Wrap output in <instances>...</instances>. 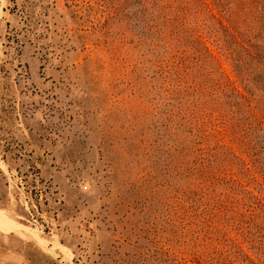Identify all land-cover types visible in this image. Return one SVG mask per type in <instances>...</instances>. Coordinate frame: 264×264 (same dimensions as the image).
<instances>
[{"label": "rangeland", "instance_id": "rangeland-1", "mask_svg": "<svg viewBox=\"0 0 264 264\" xmlns=\"http://www.w3.org/2000/svg\"><path fill=\"white\" fill-rule=\"evenodd\" d=\"M223 2L249 44L253 0ZM131 4L0 0V264H264V151L198 156L161 92L164 45L111 49ZM251 138L264 149V127Z\"/></svg>", "mask_w": 264, "mask_h": 264}, {"label": "trees", "instance_id": "trees-1", "mask_svg": "<svg viewBox=\"0 0 264 264\" xmlns=\"http://www.w3.org/2000/svg\"><path fill=\"white\" fill-rule=\"evenodd\" d=\"M132 1L134 22L131 14L125 15L129 22L123 24L111 49L125 43L154 56L152 51L164 45V57L157 61L161 92L169 97L176 110L173 115L186 125L188 136L203 143V154L198 149V156L230 165L225 151L230 153L227 144L234 143L249 147L251 157L258 161L264 149L251 137L257 127H264V106L259 112L251 106L253 94L248 85L257 79L264 82V0H253L260 19L249 44L230 26L228 4L223 0ZM245 62L254 67L253 72L243 68ZM254 72L260 75L257 79L250 78ZM233 98L245 102L249 112L241 111ZM208 125L213 131L207 133ZM219 135L224 142L217 140ZM210 173H206L209 179Z\"/></svg>", "mask_w": 264, "mask_h": 264}]
</instances>
